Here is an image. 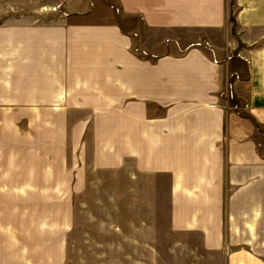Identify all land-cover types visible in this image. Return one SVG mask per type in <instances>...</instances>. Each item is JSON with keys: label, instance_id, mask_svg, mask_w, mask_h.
<instances>
[{"label": "crops", "instance_id": "obj_1", "mask_svg": "<svg viewBox=\"0 0 264 264\" xmlns=\"http://www.w3.org/2000/svg\"><path fill=\"white\" fill-rule=\"evenodd\" d=\"M52 1L54 21L0 26V186L62 201L89 149L94 168L165 178L170 225L207 251L228 202L229 259L263 264L239 248H264V0Z\"/></svg>", "mask_w": 264, "mask_h": 264}, {"label": "rangeland", "instance_id": "obj_2", "mask_svg": "<svg viewBox=\"0 0 264 264\" xmlns=\"http://www.w3.org/2000/svg\"><path fill=\"white\" fill-rule=\"evenodd\" d=\"M36 1L31 10L23 0L15 2L16 8L9 7L14 2L0 3V26L13 22L8 17L54 21V16L40 13L57 10L54 2ZM102 108L95 106L90 131L102 123ZM257 131L262 141L264 127ZM84 163L85 184L74 193L64 185L62 201L40 203L34 195L24 201L15 197L11 186H0V264H232L228 255L238 247L229 240L228 202H222L227 245L220 253L207 251L199 233L176 231L170 225L165 178L130 177V169L94 168L89 149ZM239 250L264 262V248L248 250L241 245Z\"/></svg>", "mask_w": 264, "mask_h": 264}]
</instances>
